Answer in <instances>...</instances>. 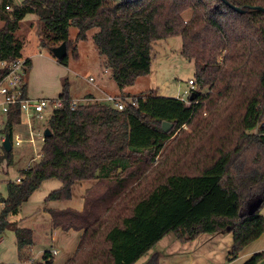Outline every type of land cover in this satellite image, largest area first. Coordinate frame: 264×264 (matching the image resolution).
I'll return each mask as SVG.
<instances>
[{"label": "trees", "instance_id": "obj_1", "mask_svg": "<svg viewBox=\"0 0 264 264\" xmlns=\"http://www.w3.org/2000/svg\"><path fill=\"white\" fill-rule=\"evenodd\" d=\"M15 1L1 0L0 59L20 57L22 42L15 32L34 14L41 46L65 42L63 64L69 51L76 56L77 41L96 28L93 44L121 91L149 72L155 41L179 35L181 55L193 61L196 85L188 102L151 89L118 110L101 102L71 108L64 81L58 95L62 106L44 122L50 134L41 145L42 157L18 171L19 182L7 181L0 200V236L14 232L20 260L33 244V231L8 217L47 179L61 186L45 202L68 200L76 181L95 180L81 211L47 209L52 227L81 231L64 264H134L169 233L185 243L224 232L232 235L230 262L264 233V12L258 9H264V0H226L242 13L224 0ZM187 10L192 13L184 19ZM71 26L77 29L74 39ZM163 121L172 124L168 132L162 131ZM21 129L20 112L13 108L0 133L12 143ZM21 136L25 139L27 131ZM1 150L0 163L10 165L12 144L10 151ZM157 256L152 252L143 264H157ZM42 259L52 264L50 252ZM263 260L259 251L242 264Z\"/></svg>", "mask_w": 264, "mask_h": 264}, {"label": "rangeland", "instance_id": "obj_2", "mask_svg": "<svg viewBox=\"0 0 264 264\" xmlns=\"http://www.w3.org/2000/svg\"><path fill=\"white\" fill-rule=\"evenodd\" d=\"M20 3L21 0L15 1V4ZM191 13V10H187L182 16L184 19H188ZM1 24L0 20V26ZM96 30V28L89 30L86 40L77 41L76 56L73 55L72 51H69L67 63L63 64L52 55L51 44L49 42L45 46L40 45V39L43 38V33L38 17L34 14L26 15L19 22V29L15 32V37L22 42L20 57L30 61V64L26 65L28 96L44 99L58 98V95L62 91L64 81L68 82V90L72 99L77 103L84 104L94 102L108 103L105 100L108 95L117 96L125 102L127 99L124 98V95L137 96L151 89L158 96L178 97L185 90L189 89L188 80L194 79L195 76L194 66L193 61L186 59L180 53L181 38L179 35L175 34L155 41L152 44V60L149 72L138 77L134 84L124 87L121 91L116 86L110 73L104 70L103 58L98 55L93 44L92 35ZM76 33L77 29L71 26L69 29V38L74 39ZM90 78L91 80H89ZM205 91L206 88L202 90V92ZM87 93L92 94L93 98L84 99L83 95ZM203 114L205 115L206 113L204 112ZM22 122L25 124V120L21 121V125H23ZM46 128V126H43L40 130L43 135ZM183 129H186V126H183ZM27 138L28 136L25 139ZM35 138L36 143L34 146L30 143H27L29 146H21V144L17 146L13 142L11 150L12 161L10 165H7L5 160L1 161L0 200L6 197L7 181H15L18 176V171L25 169L27 163L34 166L40 160L36 156V153H39L41 149L42 140L39 137ZM1 146L2 144L0 143V154H3ZM46 190V184H42L39 190L32 193V196L21 205L18 217L22 219L21 225H50L49 222L41 220L42 217L33 219L30 216L33 211L39 208L42 209L45 205L46 202L44 199L50 189L43 195L42 193ZM260 213L264 216V205ZM53 238L54 236H51V231L36 229L33 244L25 250V260H20L18 258L14 232L7 230L1 235L0 239V264H44L42 254L45 250L51 251V249L59 250L58 255L55 256V261H58L63 256L60 248H62L64 242L61 238L56 239V241ZM167 243L168 238L166 235L150 251V254L152 252L158 253L157 264H167V258L170 254L167 253ZM231 244L232 239L227 250L230 249ZM222 248L224 246L220 243L218 250ZM243 251L246 250L242 249L240 251L237 257L239 260L234 261L233 264L240 263ZM220 260H223V256ZM55 261L54 264L57 263ZM226 262L228 261L224 260L221 264H225ZM179 264L196 263L194 261H187Z\"/></svg>", "mask_w": 264, "mask_h": 264}, {"label": "crops", "instance_id": "obj_3", "mask_svg": "<svg viewBox=\"0 0 264 264\" xmlns=\"http://www.w3.org/2000/svg\"><path fill=\"white\" fill-rule=\"evenodd\" d=\"M108 73H110V72H108ZM26 92H27V86H26ZM27 95H28V92H27ZM71 98H72V96H71ZM83 98L84 99H90V98H93V95L90 93H87L86 95H83ZM23 125H25V124L23 123ZM43 126H45L44 123H42V124L34 123L33 127L41 128ZM23 127H24V129H21L20 131L17 130V133L20 136L22 134H25V131L28 132L26 125ZM25 145L29 146L27 144V142H23L21 144V146H25ZM54 180H56V181H54ZM94 183H95V180H93V179L76 181L72 185V191H71V198L70 199L46 202L42 209L39 208L38 210H35L30 214V216L33 217V219H35L37 217H42L41 220H43L44 222H49L50 225H36V226H34V225H21L22 219L18 218L21 206L19 208L18 213L16 215L9 216L8 219H9V221L15 222L17 227L30 228L33 231V235H34L33 239L34 240H35L36 229L51 231V236H54L53 240H55V241H56V239L61 238L62 241L64 242L62 244V248H60L61 252H63L62 258L58 261H55L56 260L55 256H57L59 253L58 249H51V251H48V252L51 253L52 264H54V261L57 262L56 264H64L65 261L72 255L73 251L75 250V247H76L78 240L81 236V231H77V230L63 231L60 228L52 227L51 223H50V215L47 212V209L48 208H53V209L72 208L74 210L81 211L83 208L84 194L89 188L92 187V185ZM42 184H46V187H47V190L42 193L43 195L49 189H50V191H52V190L57 189L61 186L60 181L57 179H47V180H44L40 186H42ZM40 186L34 192L39 190ZM31 196H32V194H31ZM1 207H2V203H1ZM169 234H171V233H169ZM169 234H167V238H168V243H167V251L168 252L167 253H170V254L168 255V258H167V264H170V263L179 264V263H183V262H187V261H191V262L194 261L196 264H221V262L226 260V258H227V253H228L227 247H229V243L232 239L231 233L224 232V233H217V234H202L194 240H191V241L185 242V243H181L179 240H177L174 237V235H172V234L169 235ZM225 234H228V235H225ZM0 239H1V236H0ZM220 243H222L224 248H222L221 250H218ZM226 245H228V246H226ZM263 247H264V233H262L257 239H255L254 241H252L251 243H249L248 245H246L243 248V250H246V251H243V254L241 257L242 259L240 260L239 264H242L253 253L259 252V251H264ZM247 248H249V249H247ZM54 251H55V254L53 253ZM149 253H150V251L147 254H145L144 256H142L139 260H137L134 264H143L145 262V260L147 259ZM222 256H223V260H220ZM236 260L238 261L239 259L236 258L230 262H226L225 264H233V262ZM259 264H264V260L261 261Z\"/></svg>", "mask_w": 264, "mask_h": 264}, {"label": "built area", "instance_id": "obj_4", "mask_svg": "<svg viewBox=\"0 0 264 264\" xmlns=\"http://www.w3.org/2000/svg\"><path fill=\"white\" fill-rule=\"evenodd\" d=\"M5 10H12V5H6ZM91 80V78L89 79ZM189 89L185 90L182 95L178 96L180 100L188 102V99L196 90V85L192 79L188 80ZM129 102H135L134 97H125ZM73 100V99H72ZM105 100L117 108L122 110L125 103L121 98L117 96H106ZM79 104L74 100L71 103V108H75ZM62 106L60 98L44 99V98H31L26 92V60L21 57H15L10 59H0V126H3L7 115L13 108H17L20 112V120H25V124L28 130V138L24 139L17 131L14 134L13 142L15 145H20L23 142L30 143L32 146L36 143V138L39 137L42 140L45 138L43 133L40 132L41 128L33 127L34 123L42 124L47 119L48 115L55 109H59ZM5 139L4 134H0V143L2 144ZM39 158L42 157L41 152L36 153ZM32 167L27 163L26 168ZM16 182L20 181V178L16 177ZM55 254V251L53 252Z\"/></svg>", "mask_w": 264, "mask_h": 264}, {"label": "water", "instance_id": "obj_5", "mask_svg": "<svg viewBox=\"0 0 264 264\" xmlns=\"http://www.w3.org/2000/svg\"><path fill=\"white\" fill-rule=\"evenodd\" d=\"M225 3L231 7L233 10L237 11V12H244L245 10H242V9H239L238 7H235L231 4H229L226 0H224ZM259 10H262L264 12V9L263 8H258ZM51 53L52 55L57 59V60H60L62 58H64L66 55H67V48H66V44L65 42H62L60 45L56 46V47H52L51 48ZM195 98V93H191L189 99L190 100H193ZM172 127V124L169 123V122H166V121H163L162 124H161V128H162V131L163 132H168ZM50 134V131L48 128L45 129L44 131V136H48ZM2 147L4 148L5 151H10L11 150V142H10V138L8 135H5V139L2 143ZM260 198L255 200L254 202H252L249 206H248V209H247V213L248 214H251L253 213L256 208L258 207L259 203H260ZM227 230H229V228H227Z\"/></svg>", "mask_w": 264, "mask_h": 264}]
</instances>
